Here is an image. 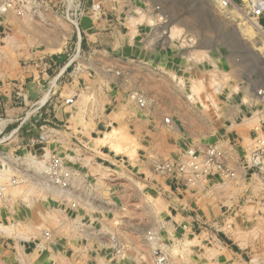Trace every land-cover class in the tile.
I'll use <instances>...</instances> for the list:
<instances>
[{"label": "rangeland", "instance_id": "rangeland-1", "mask_svg": "<svg viewBox=\"0 0 264 264\" xmlns=\"http://www.w3.org/2000/svg\"><path fill=\"white\" fill-rule=\"evenodd\" d=\"M22 1V14H0V74L33 55L59 61L51 76L68 64L58 100L71 103L58 123L45 95L0 134V225L15 229L0 232V264H155V248L166 264H264V109L249 95L264 88V10L251 14L264 0ZM86 17L99 26L92 48ZM179 144L218 147L228 173L163 184L153 166L181 160ZM53 154L74 171L76 211L43 184ZM175 194L221 213L206 224L197 209L178 227ZM147 233L155 244H141Z\"/></svg>", "mask_w": 264, "mask_h": 264}, {"label": "crops", "instance_id": "crops-1", "mask_svg": "<svg viewBox=\"0 0 264 264\" xmlns=\"http://www.w3.org/2000/svg\"><path fill=\"white\" fill-rule=\"evenodd\" d=\"M82 32L84 33L86 44L88 48H92L91 46L95 43H98L99 37L97 40L92 39L91 37H96L97 34L96 30L99 29V26L94 25V22L92 21L91 17H86L82 20L81 23ZM57 47H60V44L57 45ZM59 61H54L53 59L47 60V63L44 62L42 64L38 63L35 59V56L33 55L31 57V60H29L28 63L23 65H18L13 68V70L8 71L3 76L0 74V121H2L3 124H1L0 127V134L3 132H7L9 130L10 133L15 132L16 129H14L13 125L19 122V125L17 126L18 130H21L22 125L24 122H26V119L28 116L32 115V111L30 108H32V105L34 102H36L38 99L39 101L46 96V102L47 100H50L49 103L46 104V111L52 113V119L54 118L56 122L60 123L62 120L61 118L66 114L67 112V106L65 105L64 100H58L60 89L63 88L62 85H65L66 81H60L57 84L58 78L63 77V73H65V68L68 66V64L64 65L63 68H60L57 74L54 76H51L48 72V70H51L55 73L56 71V63ZM47 67L49 68L48 70ZM55 67V68H54ZM53 68V69H52ZM66 80V78L64 76ZM58 86L57 91L55 92L54 87ZM46 92V93H44ZM54 95V96H53ZM52 97H56L55 102L56 104H53ZM60 102V103H59ZM59 103V104H57ZM28 108V111H26ZM26 112V113H25ZM22 113H25V116L22 117ZM49 115V114H48ZM51 116V115H50ZM60 118V119H59ZM10 144L12 143L9 142ZM16 143V142H15ZM19 146L21 145L20 140H18ZM187 147L185 144L181 145L179 144L176 149L179 151H184ZM158 179L163 181V184L165 182H172L173 178L170 177H158ZM173 183V182H172ZM115 187L112 188V190ZM116 189V188H115ZM117 191V190H116ZM123 193L120 194L119 189L116 193L117 201H123ZM176 195V194H175ZM183 196V195H182ZM174 200L172 199L173 205H175V219L178 221V227L182 223L189 224L191 221H193V216L191 215L192 212H196L197 209H199L203 214L204 217V223L211 224L216 219V213L220 215L221 210L220 207H203V206H194L190 201L188 197H182L179 198L177 195L174 196ZM126 204V203H125ZM115 210L119 209L117 204L113 203ZM143 210V207H142ZM146 211V210H143ZM111 211L107 212L110 213ZM203 220V219H202ZM184 227V226H183ZM187 227V226H186ZM141 244L144 246H148V242L146 241V237L143 236L141 239ZM147 253V256H150V252L148 254V250H144ZM134 263L137 264V260H141V257H138L136 259L129 256ZM221 264L225 261L223 257H220ZM238 261V264H240V260L235 258ZM240 259V258H239ZM45 264H52L51 257H47L45 259ZM246 262L243 261V264ZM248 264V263H246Z\"/></svg>", "mask_w": 264, "mask_h": 264}, {"label": "built area", "instance_id": "built-area-1", "mask_svg": "<svg viewBox=\"0 0 264 264\" xmlns=\"http://www.w3.org/2000/svg\"><path fill=\"white\" fill-rule=\"evenodd\" d=\"M222 6H226L229 0H220ZM24 2L22 0H0V14L6 13L11 9H17L18 14H22ZM264 10V2L258 1L257 5L251 10V14L259 16ZM255 95L264 109V88H258ZM137 93L130 95V99L136 106L142 108L144 103L138 97ZM71 103V100L66 101ZM138 107V108H139ZM168 122L167 119H165ZM33 143V141H32ZM224 154L216 146H207L203 153H197L195 149L188 147L182 152L181 160L168 159L154 164V173L160 176H167L173 178L176 182L187 187H192L200 184L201 179H205L211 173H228L227 169L223 168ZM44 169L41 170V179L44 180L46 186L50 187L54 192H58L64 198V202L68 204L71 211H76L78 203L80 202V194L78 187L75 185L74 171L68 165L66 159L59 154H53L45 162ZM207 179V178H206ZM10 183L17 184V180L12 178ZM5 187L0 185V200L4 197ZM51 201H54L50 199ZM45 239L49 240L48 232L44 233ZM147 241L150 244H155V240L150 238L147 233ZM113 244L110 248L112 251L119 255L120 247H118L117 240L110 237ZM155 250V251H154ZM154 262L155 264H166L164 257L158 249H154Z\"/></svg>", "mask_w": 264, "mask_h": 264}, {"label": "bare ground", "instance_id": "bare-ground-1", "mask_svg": "<svg viewBox=\"0 0 264 264\" xmlns=\"http://www.w3.org/2000/svg\"><path fill=\"white\" fill-rule=\"evenodd\" d=\"M243 15V14H242ZM192 25V24H191ZM252 26H253V28L254 29H256L257 31H259L260 32V30H259V28L255 25V24H252ZM172 28H174V26H172ZM165 29H166V26H164L161 30L162 31H165ZM261 34H263L264 35V32H260ZM198 46V45H197ZM200 47V46H199ZM197 49V48H196ZM198 52H199V49L197 50ZM235 60V59H234ZM235 65V64H234ZM247 91H249L248 90V88H243V92L245 93V92H247ZM251 97H252V102H258L259 104H261L260 103V101L258 100V98L256 97V95H255V92H250V94H249ZM147 98H145V103H147ZM1 175V174H0ZM12 228V227H11ZM10 227H6V226H2V225H0V232H3V233H5V234H9V233H15V229H14V227H13V229H11ZM16 235V234H15ZM20 236H22V235H20ZM22 237H24V236H22ZM25 238V237H24Z\"/></svg>", "mask_w": 264, "mask_h": 264}]
</instances>
